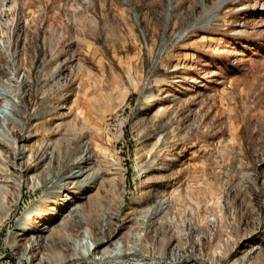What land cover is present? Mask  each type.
<instances>
[{
	"label": "rangeland",
	"instance_id": "obj_1",
	"mask_svg": "<svg viewBox=\"0 0 264 264\" xmlns=\"http://www.w3.org/2000/svg\"><path fill=\"white\" fill-rule=\"evenodd\" d=\"M0 264H264V0H0Z\"/></svg>",
	"mask_w": 264,
	"mask_h": 264
},
{
	"label": "bare ground",
	"instance_id": "obj_2",
	"mask_svg": "<svg viewBox=\"0 0 264 264\" xmlns=\"http://www.w3.org/2000/svg\"><path fill=\"white\" fill-rule=\"evenodd\" d=\"M33 211H35V206H33L27 212H25V214L21 217V219L18 222L19 228L22 227L25 224V222H27L31 218ZM122 258H123V253L120 249H118V250H115L114 252H112L111 254L105 255L100 260V262L119 263Z\"/></svg>",
	"mask_w": 264,
	"mask_h": 264
}]
</instances>
